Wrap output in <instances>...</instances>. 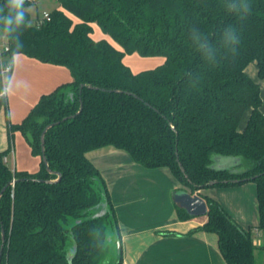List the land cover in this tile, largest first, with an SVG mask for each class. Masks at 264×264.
Returning <instances> with one entry per match:
<instances>
[{"label":"trees","instance_id":"16d2710c","mask_svg":"<svg viewBox=\"0 0 264 264\" xmlns=\"http://www.w3.org/2000/svg\"><path fill=\"white\" fill-rule=\"evenodd\" d=\"M36 2L30 0L28 6ZM233 2L240 8L250 5L251 11H229ZM58 3L49 20L21 30L19 42L0 32L5 37L0 45L4 63L12 67L14 56L23 54L65 66L72 78L41 94L19 122L6 118L9 144L0 151V192L6 186L0 195V264H108L109 243L116 247L120 233L106 182L87 156L104 146L125 150L146 168L168 167L179 189L199 194L207 204V219L186 234L214 233L226 264H256L257 249L264 264V110L261 86L245 70L254 60L264 80V0ZM94 23L120 48L94 39ZM229 28L239 44L225 36ZM131 53L161 56L163 61L135 72L123 62ZM80 84L94 88L80 89ZM1 105L6 110L5 95H0ZM53 122L58 123L44 135V155L60 178L45 182L39 179L57 178L47 172L41 156L40 134ZM15 131L39 157L38 170L13 169L4 160ZM218 155L238 163L214 166ZM245 177L256 185L259 246L253 243L251 226L244 227L216 199L199 192L240 184ZM12 179L16 182L11 185ZM210 180L218 182L207 185ZM175 208L180 220L193 217ZM115 249V261L109 264L122 262L120 244Z\"/></svg>","mask_w":264,"mask_h":264},{"label":"crops","instance_id":"0c3cea01","mask_svg":"<svg viewBox=\"0 0 264 264\" xmlns=\"http://www.w3.org/2000/svg\"><path fill=\"white\" fill-rule=\"evenodd\" d=\"M16 64L20 65L21 70L15 74ZM245 70L261 86L260 109L263 111L264 81L258 76L257 63L254 60L249 62ZM10 72L4 83L7 84L10 79L21 82L24 89H14L11 93H17L24 106L14 114L9 109L8 114L10 97L8 93L5 95L6 110L0 106V151L9 144L6 118L19 122L41 94L72 79L65 66L39 62L23 54L14 56ZM2 84L0 77V91L4 90ZM249 112H244L239 129L243 128ZM17 132L13 135L12 149L4 159L7 164L13 159V169L34 172L39 168L38 156H35L33 167L24 168L17 164L13 155L16 152L14 136L17 134L20 137ZM87 156L103 176L114 207L120 233L121 264H226L217 247L214 233L197 231L186 234L188 230L201 226L207 216H193L185 220L177 217L175 204H178L171 198V194L181 188V184L168 167L146 168L136 163L125 150L113 146L90 150ZM199 192L216 197L215 192L205 188Z\"/></svg>","mask_w":264,"mask_h":264},{"label":"rangeland","instance_id":"374dc122","mask_svg":"<svg viewBox=\"0 0 264 264\" xmlns=\"http://www.w3.org/2000/svg\"><path fill=\"white\" fill-rule=\"evenodd\" d=\"M59 9V3L58 0H37L36 3L31 4L28 6L31 22H35L36 16L42 17L43 12H49L52 9ZM65 13H67L73 21H75V17L68 11L64 10ZM92 37L94 39H101L104 38L105 40L109 41L112 45H114L116 48H120V46L107 34H104L101 29L96 25L95 23L92 24ZM5 43V37L0 34V45H3ZM163 58L161 56H141L138 53H131V54H125L123 57V62L128 65L132 71H140L147 68H152L160 63H162ZM14 73L16 74L21 70L20 65L16 64L14 65ZM11 72L5 73V78L3 79L5 82L7 80L8 75ZM1 77V74H0ZM2 79V78H1ZM8 80L7 84L3 82L2 86L4 89H7V93L9 94V101L7 105V113L9 114V109L12 110L11 114H14L16 110L23 109V103L19 97V95L16 93L12 94L11 90L17 89H24V87H21V82L18 81H12ZM264 81V80H263ZM20 84V85H19ZM21 87V88H20ZM22 103V104H21ZM21 105V107H20ZM18 135L14 136V142H16L15 146V154L14 157L17 160V164L22 165L24 168L33 167L36 162L35 156L32 155L30 145L26 138L18 131ZM12 155V156H13ZM219 156V155H218ZM213 157V163H216V157ZM221 159L217 163L226 164V165H232L233 158L229 157H223L220 156ZM8 165L12 168L13 167V159H10L8 162ZM233 167V166H232ZM229 188V189H228ZM206 190H211L212 192H215L214 199H216L226 210L227 212L236 219L241 225L244 227L251 226V233H252V240L253 243L259 246L262 242V231L259 229H256L255 226L259 223L260 220V214L258 210V201H257V192H256V185L253 180H247L240 184L236 185H228V186H209L205 188ZM174 192V191H173ZM172 192V193H173ZM173 197V194H171V198ZM173 199V198H172ZM264 211V210H263ZM203 215H198V217H202ZM109 234L114 237L115 234L113 231L109 232ZM111 251L108 253V255L105 257V263H112L115 261L116 258V249L117 248V242L116 247L114 242L109 243ZM255 258H256V264H261V254L260 250L255 251Z\"/></svg>","mask_w":264,"mask_h":264},{"label":"clouds","instance_id":"9594fccd","mask_svg":"<svg viewBox=\"0 0 264 264\" xmlns=\"http://www.w3.org/2000/svg\"><path fill=\"white\" fill-rule=\"evenodd\" d=\"M28 3L29 0H3V3L0 4V32L6 34L10 39H15L17 42H19L21 30L31 27V21L28 18ZM228 10L248 14L251 11V6L245 4L243 8H240L237 3L233 2L228 5ZM225 36L233 45L240 43V38L232 28L226 30ZM206 43L207 41L205 40L204 43L200 44V47L204 48ZM232 51H235V49ZM6 70L11 71V68ZM7 91V89L0 91V95H6Z\"/></svg>","mask_w":264,"mask_h":264},{"label":"water","instance_id":"95a60500","mask_svg":"<svg viewBox=\"0 0 264 264\" xmlns=\"http://www.w3.org/2000/svg\"><path fill=\"white\" fill-rule=\"evenodd\" d=\"M83 86H85L87 88H94V86H92L90 84H80L79 88L81 89ZM115 91L121 92V90H118V89H116ZM79 110H78V112H79ZM57 123L58 122H53V123L47 124L43 128V130H42V132L40 134L41 156H42L43 163L45 165V169L47 170V172H49L51 174H56L57 178H55V179H39L40 181L55 182V181H57L60 178V174L58 172L53 171V170H51L49 168L47 159H46V157L44 155V146H43L44 135H45L46 130L49 127H51L52 125L57 124ZM229 158H231V157H229ZM220 159H221L220 156L216 157V163L215 164L213 163V165L214 166H218V167H220V166H230V165H226L224 163L223 164L217 163ZM237 163H238V160L233 158V162L231 163L232 164L231 166H235ZM178 165H179V168H180L181 172L184 173V169H183V167H182L180 162H178ZM247 179H249V178L245 177L242 180H247ZM230 181L231 182H238L239 179H231ZM15 182H16V179H12L10 181V184L12 185ZM217 182H218V180H210V181L207 182V185H213V184H215ZM223 182H225V180H223ZM5 187L2 188V190L0 192V195H1L2 191L5 189ZM172 198H173L174 202H176L180 207H182L190 215H193V216L205 215L206 212H207V204H206L205 200L200 195H198L197 193L190 194L188 191H186L184 189H177V190H175L173 192V197ZM1 240H2V243H3V241H4V231H3V229L1 230ZM2 248H3V244H1V246H0V261H1ZM117 248H119V242H117Z\"/></svg>","mask_w":264,"mask_h":264},{"label":"built area","instance_id":"2783aa9c","mask_svg":"<svg viewBox=\"0 0 264 264\" xmlns=\"http://www.w3.org/2000/svg\"><path fill=\"white\" fill-rule=\"evenodd\" d=\"M30 1V0H29ZM43 20H49V12H43L42 14V17H37L36 20H35V23L38 24L40 23L41 21ZM8 68H11V66L7 63H4L2 60H0V74H1V78L2 80L5 78V73L6 72H10V71H7L6 69ZM3 82H5L3 80ZM5 160V159H4Z\"/></svg>","mask_w":264,"mask_h":264}]
</instances>
